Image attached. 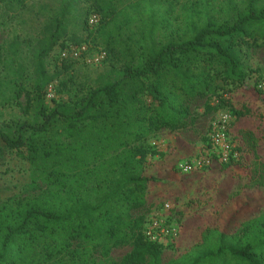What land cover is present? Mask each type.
Returning <instances> with one entry per match:
<instances>
[{
	"label": "trees",
	"instance_id": "trees-1",
	"mask_svg": "<svg viewBox=\"0 0 264 264\" xmlns=\"http://www.w3.org/2000/svg\"><path fill=\"white\" fill-rule=\"evenodd\" d=\"M60 1V12L31 46V89L15 90V100L26 95L35 119L0 125V165L12 152H25L32 169L29 184L0 203V264H46L65 252L75 257L87 244L103 258L130 246L114 264H264V216L234 230L207 227L194 248L164 262L163 249L172 243L149 240V215L139 213L162 204L152 193L159 179L148 172L149 153L159 156L157 165L167 172L181 173L180 158L150 150L143 141L161 129L179 132L193 125L198 99L206 98V111L230 107V135L241 126L234 135L238 156H215L203 171L237 167L234 176L245 179L254 159L264 157V113L231 101L257 73L245 62V46L264 44V0H91L77 17L85 37L70 34L67 24L82 0ZM0 2L25 7V0ZM92 15L98 17L95 25ZM98 37L107 60L119 65L116 78L80 97L54 99L49 107L46 89L59 73L48 71L46 58L65 39L79 46ZM16 40L10 49L18 47ZM260 78L255 87L264 94ZM146 95L150 102H141ZM247 117L254 125L246 126Z\"/></svg>",
	"mask_w": 264,
	"mask_h": 264
},
{
	"label": "rangeland",
	"instance_id": "rangeland-1",
	"mask_svg": "<svg viewBox=\"0 0 264 264\" xmlns=\"http://www.w3.org/2000/svg\"><path fill=\"white\" fill-rule=\"evenodd\" d=\"M90 5L91 0H82L80 6L67 17L70 34L76 32L80 36H86L87 32L81 29L77 17L82 14V9ZM61 8L60 0H25L24 8L17 2L12 5L0 2V125L35 119L32 107L27 105L26 95L23 94L15 100V90L21 87L25 93L31 89L34 82L31 46L38 39L49 17L60 12ZM15 39L18 47L12 50L10 45ZM63 42L64 45H57L46 58L48 71L59 73L46 89L45 103L49 107H53L54 99L66 101L80 97L89 88L113 80L118 75L119 65L107 60L101 37L84 43L86 49L78 56L70 52L74 45L70 44L68 39ZM245 52V62L256 69L257 73L253 78L247 79L245 88L232 93L231 101L237 107L249 105L261 114L264 113V94L257 93L255 84L257 77H261L259 83L264 82V44L245 46ZM150 100L147 95L141 96V102ZM205 101L206 98L192 103L197 117L193 125L179 132L161 129L149 134L143 143L150 150L165 153L171 151L181 160L202 156L206 151H210V135L213 128L221 123L226 114L232 116V112L227 106L206 111ZM210 101L215 104L216 96H212ZM245 121L249 127L255 123L253 117H247ZM240 127L239 124L236 125L231 135L229 134L235 146L234 135L238 134ZM261 151L264 154V142ZM25 155V152L14 151L0 165V203L12 195L19 194L29 184L32 169ZM108 155L105 154V157ZM158 159L160 158L157 154L149 153L147 156V161L152 163L149 174L156 175L159 179L152 183V193L161 198L162 204L157 208L146 206L139 210V213L146 217L159 211L172 216L171 219L179 225L178 239L163 249L164 262L194 248L202 240V232L207 227L234 230L251 219L264 216V157L254 159L252 169L245 179L234 176V172H239L237 167L233 172H220L215 168L198 170L196 174L193 173L194 176L183 175L182 172L172 174L165 170L164 164L157 165ZM165 200L172 204L170 211L161 209ZM245 201L250 204L247 209L241 205ZM86 247L87 249L79 250L75 257L72 253L65 252L58 259L46 264H114L121 261L131 250L130 246L116 247L108 258H103L97 251L92 250L91 244ZM80 255H83L84 259Z\"/></svg>",
	"mask_w": 264,
	"mask_h": 264
},
{
	"label": "built area",
	"instance_id": "built-area-1",
	"mask_svg": "<svg viewBox=\"0 0 264 264\" xmlns=\"http://www.w3.org/2000/svg\"><path fill=\"white\" fill-rule=\"evenodd\" d=\"M98 22V17L93 15L90 18V24L95 25ZM86 47L84 44L79 46H72L70 52L75 56L81 54ZM66 53H64L65 55ZM259 87L264 89V82L259 83ZM232 121V116L226 114L221 123L215 125L213 128L210 139H211V150L206 151L204 155L197 156L188 160H180L178 162V169L185 174L193 171L202 170L207 167L212 158L217 156L222 161H229L231 157H237L238 152L235 149L233 141L229 137L228 126ZM172 204L170 201H166L162 205V210L170 211ZM172 216L165 215L164 213L157 212L149 216L147 224L145 226L144 233L146 237L158 243L168 245L169 243L175 242L179 237V225L175 223Z\"/></svg>",
	"mask_w": 264,
	"mask_h": 264
}]
</instances>
